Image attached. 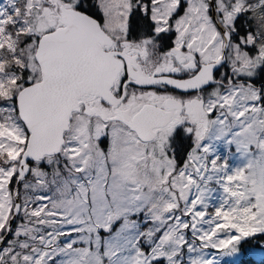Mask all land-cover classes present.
<instances>
[{"label":"snow or ice","instance_id":"obj_1","mask_svg":"<svg viewBox=\"0 0 264 264\" xmlns=\"http://www.w3.org/2000/svg\"><path fill=\"white\" fill-rule=\"evenodd\" d=\"M216 253L264 264V0H0V264Z\"/></svg>","mask_w":264,"mask_h":264},{"label":"trees","instance_id":"obj_2","mask_svg":"<svg viewBox=\"0 0 264 264\" xmlns=\"http://www.w3.org/2000/svg\"><path fill=\"white\" fill-rule=\"evenodd\" d=\"M248 247H249V245L245 244V245L242 246V250H243V249H247ZM235 259H236V258H235ZM235 259H230V260H228L227 263H225V264H232V262H233ZM244 264H256V260H255V258H253V260H251V261H245Z\"/></svg>","mask_w":264,"mask_h":264},{"label":"rangeland","instance_id":"obj_3","mask_svg":"<svg viewBox=\"0 0 264 264\" xmlns=\"http://www.w3.org/2000/svg\"><path fill=\"white\" fill-rule=\"evenodd\" d=\"M216 254L218 255L219 258H221L222 264L227 263V261L230 259H235V257H224L222 253H216Z\"/></svg>","mask_w":264,"mask_h":264}]
</instances>
